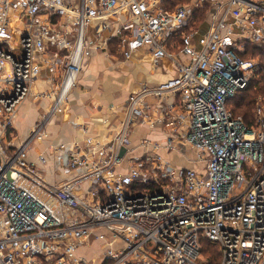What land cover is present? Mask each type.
Instances as JSON below:
<instances>
[{
    "label": "built area",
    "instance_id": "2783aa9c",
    "mask_svg": "<svg viewBox=\"0 0 264 264\" xmlns=\"http://www.w3.org/2000/svg\"><path fill=\"white\" fill-rule=\"evenodd\" d=\"M169 1L0 0V264H209L202 240L217 245L218 264H264V100L254 126L228 106L264 77L259 58L242 56L250 44L264 47V0ZM197 12L209 19L203 33ZM95 21L97 35L109 31L126 59L148 48L175 74L130 94L110 141L71 145L62 170L69 179L52 184L47 154L29 153L67 102ZM14 22L25 25L18 36ZM52 45L63 55L62 80L50 109L14 147L7 139L17 111ZM163 123V140L131 145L136 126ZM50 150L63 156L66 143ZM163 151L189 153L190 165Z\"/></svg>",
    "mask_w": 264,
    "mask_h": 264
},
{
    "label": "crops",
    "instance_id": "0c3cea01",
    "mask_svg": "<svg viewBox=\"0 0 264 264\" xmlns=\"http://www.w3.org/2000/svg\"><path fill=\"white\" fill-rule=\"evenodd\" d=\"M203 20L197 27L205 32L209 29V19L206 17ZM16 23L18 22L13 24L18 36L20 29H24L25 25ZM66 24L72 26L69 21H66ZM98 24V21H95L88 27L93 46L90 47V54L84 58L77 82L68 93L67 102L62 111L48 123L47 137L36 141L29 153L31 159H35L42 152L47 154L48 162L43 169L47 181L52 184L69 179L62 170L71 145L86 147L87 143L110 141L119 131L130 94L142 85L157 86L167 82L175 74V67L170 60L164 58L156 64L148 48H140L126 59L118 47L117 39L109 40V31L97 35ZM116 25V21L111 23L110 31H114ZM57 50L52 45L49 52L44 54L45 57L37 59L42 70L34 83L33 94L19 107L14 127L9 133L10 143L14 147L27 140L34 125L53 104L65 69L63 55L58 54L55 57ZM46 93L52 94L53 97L39 96ZM148 100L151 104L158 101L154 98ZM175 100L176 98H169L166 104ZM168 129L170 127L165 123L157 127L149 124L138 125L132 131L131 145L136 147L143 140H163ZM60 143H66L64 157L50 150ZM138 149L140 153L141 148ZM161 154L177 166H189V153L180 155L178 152L163 151ZM129 160L130 155L126 157L122 168L129 166Z\"/></svg>",
    "mask_w": 264,
    "mask_h": 264
},
{
    "label": "trees",
    "instance_id": "16d2710c",
    "mask_svg": "<svg viewBox=\"0 0 264 264\" xmlns=\"http://www.w3.org/2000/svg\"><path fill=\"white\" fill-rule=\"evenodd\" d=\"M185 0H171L169 1L170 7H173L179 3L184 2ZM197 26H200L203 23L202 15L204 12H197ZM204 32L201 30V33ZM252 52L253 55L259 54L261 59V65L264 69V49L260 50V48H254L253 44L248 45V51ZM250 55V54H249ZM249 55L244 54L245 58H248ZM254 85H250L248 88L239 91L234 98L229 101V108L233 111L234 115L237 117H241L248 126H254L255 119L253 115V108L259 94L264 96V77L261 78V84L255 88ZM233 101V105L231 102ZM202 253L205 259L209 262V264H218L219 262V249L217 245L210 243L207 240H202Z\"/></svg>",
    "mask_w": 264,
    "mask_h": 264
},
{
    "label": "rangeland",
    "instance_id": "374dc122",
    "mask_svg": "<svg viewBox=\"0 0 264 264\" xmlns=\"http://www.w3.org/2000/svg\"><path fill=\"white\" fill-rule=\"evenodd\" d=\"M202 18L203 19H205L206 18V12L205 13H203V15H202ZM253 47L254 48H260V50H262V49H264V47L263 46H257V45H255V44H253ZM262 48V49H261ZM247 53V55H249V57L248 58H259V61L261 62V59H262V57L259 55V54H257V55H253L252 54V52L250 51V49H249V51L247 50L246 51ZM264 61L262 60V63H263ZM262 70H264L263 68H262ZM261 78L262 77H257L256 79H254V81H252V83H251V85H254L255 84V88H257L260 84H261ZM262 100H264V96L263 95H261V94H259L258 96H257V99H256V102H255V105H254V108H253V115H254V119H255V121H256V108H257V106H258V104H261V101ZM231 104L233 105L234 103H233V101L231 102ZM10 132H12V131H10ZM7 141L8 142H10L9 141V139H7ZM190 158V160L192 159V157L190 156L189 157ZM188 164L190 165V163H189V161H188ZM97 247H98V245H92L90 248H89V253H88V255L90 256V253L96 248L97 249Z\"/></svg>",
    "mask_w": 264,
    "mask_h": 264
},
{
    "label": "water",
    "instance_id": "95a60500",
    "mask_svg": "<svg viewBox=\"0 0 264 264\" xmlns=\"http://www.w3.org/2000/svg\"><path fill=\"white\" fill-rule=\"evenodd\" d=\"M125 150H126V149H124V148L121 150V152H120V156H121V157L124 155Z\"/></svg>",
    "mask_w": 264,
    "mask_h": 264
}]
</instances>
